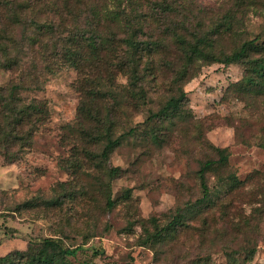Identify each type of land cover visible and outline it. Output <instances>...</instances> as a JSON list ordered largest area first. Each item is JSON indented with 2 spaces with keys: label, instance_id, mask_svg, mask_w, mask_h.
<instances>
[{
  "label": "trees",
  "instance_id": "16d2710c",
  "mask_svg": "<svg viewBox=\"0 0 264 264\" xmlns=\"http://www.w3.org/2000/svg\"><path fill=\"white\" fill-rule=\"evenodd\" d=\"M231 1V10L214 20L206 9L193 11L187 0L149 1L146 9L140 0H0V71L21 72L27 51L33 59L40 56L46 61L43 67L48 71L63 64L76 72L80 99L75 123L65 127L66 139L73 140V160L66 168L74 176L82 168L104 176L96 181L107 210L116 205L111 182L120 174L119 168L110 166V156L124 136L138 133L131 128L114 138L123 130L124 119L145 109L142 124L147 127L142 133L147 142L158 145L164 124L174 126L187 118L183 86L211 64L241 67L242 78L226 92L247 103H264V35L243 38V15L253 8V0ZM164 76L167 95L154 111L150 94L159 90ZM19 78L18 83L0 85V156L6 162L18 160L31 146L35 131L49 115L45 102L20 96L30 86L22 85V74ZM30 79L31 85L37 84L36 77ZM204 148L214 157L199 162L198 199L169 211L164 224L154 216L128 221V231L135 225L140 228L138 246L151 251L154 263L188 261L185 244L192 237L198 250H206L207 242L213 246L217 239L227 264L252 260L255 243L249 234L257 220L236 207L242 184L231 173L222 176L229 151L207 142ZM210 174L218 180L213 190L207 182ZM77 195L69 192L65 197L77 203ZM125 198H130L128 193ZM55 204L60 201H51ZM208 234L215 239L208 241ZM237 237L242 242L232 249ZM75 252L49 237L28 243L23 252L0 257V264H68ZM198 260L211 262L209 256Z\"/></svg>",
  "mask_w": 264,
  "mask_h": 264
},
{
  "label": "rangeland",
  "instance_id": "374dc122",
  "mask_svg": "<svg viewBox=\"0 0 264 264\" xmlns=\"http://www.w3.org/2000/svg\"><path fill=\"white\" fill-rule=\"evenodd\" d=\"M149 1L156 0H140L144 9ZM187 1L193 11H210L208 16L214 20L233 7L231 0ZM124 2L122 7H126ZM253 5L243 15V38L264 35V0H253ZM16 35L21 38V29ZM45 63L26 51L21 72L0 71V85L18 83L22 74V85L30 88L21 90L20 96L25 101L45 102L49 113L18 160L6 162L0 156V257L23 252L28 243L51 237L59 239L64 248L76 249L67 258L68 264H164L154 263L151 251L138 246L140 228L135 225L128 231V221L154 216L164 224L169 211L198 199L195 173L199 162L214 157L204 148L207 142L228 149V166L222 176L231 173L242 184L236 207L242 215L254 214L257 220L249 234L255 253L244 264H264V103H247L226 92L230 84L242 78L241 67L204 65L183 86L187 118L175 121L174 126L164 124L158 145L147 142L142 133L147 127L142 124L147 116L145 109L123 120V130L114 138L131 128L138 133L124 136L110 156V166L119 168L120 174L111 182L116 205L107 210L96 181V177L104 176L85 168L74 176L66 168V163L73 160V140L66 139L65 127L75 123L80 99L75 89L78 76L63 64L48 71ZM31 76L37 78V84H30ZM165 77L159 81V90L150 94L154 111L167 95ZM118 82L122 84L124 79ZM207 182L213 190L218 185L217 176L207 175ZM60 183L66 187H60ZM69 192L78 194L77 203L65 197ZM56 199L60 204L51 205ZM207 238L215 239L212 234ZM215 240L213 246L207 242L206 250H198L195 238H190L185 244L188 261L178 264H204L197 261L206 256L210 264H227ZM241 242L237 237L232 249Z\"/></svg>",
  "mask_w": 264,
  "mask_h": 264
}]
</instances>
